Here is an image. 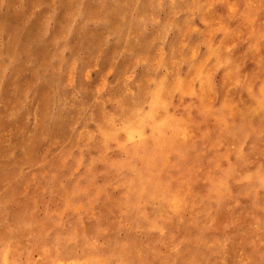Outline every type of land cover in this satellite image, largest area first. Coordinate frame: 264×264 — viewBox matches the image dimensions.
<instances>
[{
	"label": "clouds",
	"instance_id": "clouds-1",
	"mask_svg": "<svg viewBox=\"0 0 264 264\" xmlns=\"http://www.w3.org/2000/svg\"><path fill=\"white\" fill-rule=\"evenodd\" d=\"M0 264H264V0H0Z\"/></svg>",
	"mask_w": 264,
	"mask_h": 264
},
{
	"label": "rangeland",
	"instance_id": "rangeland-1",
	"mask_svg": "<svg viewBox=\"0 0 264 264\" xmlns=\"http://www.w3.org/2000/svg\"><path fill=\"white\" fill-rule=\"evenodd\" d=\"M17 20V14L15 12L0 13V23L9 24L15 23Z\"/></svg>",
	"mask_w": 264,
	"mask_h": 264
}]
</instances>
